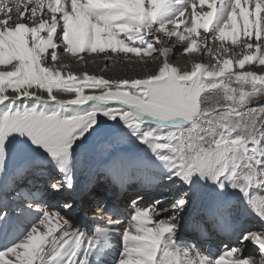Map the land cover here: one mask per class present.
Segmentation results:
<instances>
[{"label":"snow or ice","instance_id":"1","mask_svg":"<svg viewBox=\"0 0 264 264\" xmlns=\"http://www.w3.org/2000/svg\"><path fill=\"white\" fill-rule=\"evenodd\" d=\"M172 38L181 55L212 62L175 66ZM87 54L155 67L127 78L63 71L61 57ZM101 141L100 175L117 195L136 190L127 220L96 199L103 226L90 231L76 226L72 193L82 151ZM30 176L69 195L49 206L19 187ZM212 232L222 248L205 247ZM109 257L264 264V0H0V264Z\"/></svg>","mask_w":264,"mask_h":264},{"label":"bare ground","instance_id":"2","mask_svg":"<svg viewBox=\"0 0 264 264\" xmlns=\"http://www.w3.org/2000/svg\"><path fill=\"white\" fill-rule=\"evenodd\" d=\"M165 46L172 48V52L169 55L170 63H173L175 66H179L182 69L190 70L192 64L196 62H212L211 54L202 55L200 53H193L188 55H181L182 45L180 43H177L175 38H172V40L168 41ZM213 46L218 48L219 42H217ZM236 51H239V49H236ZM135 59L136 58L133 57V60ZM61 63L66 65V67L63 69V71L65 72L71 71L78 75L84 72H88L90 75H103L105 76V78L135 77L136 75L143 74V72L155 67V64L151 60H149L147 64H143L139 61L133 63L132 61L125 60L123 54L115 55L111 61L105 60L103 55L100 54H87L85 55V59L83 61H79L68 56H63L61 57ZM247 67L248 66H246V68ZM250 70L258 69L253 66ZM87 91L88 90L86 89V92ZM104 147L105 145L101 141L96 143L93 148L82 151L77 163V167L75 169L76 192L72 194H78L77 203L79 204V206L75 209V213L77 220L82 222L78 223L77 225L80 227L88 228L90 231H94L96 226H103V224H97L93 222L96 212L95 200L102 199L101 194L109 195L108 199L104 201L106 203H109L110 207H118L119 211L123 213V215L119 218L122 220H127L131 204L129 202H125L136 190L135 188L129 187L127 195H117L116 191L110 186L107 180H105L107 190L104 191L103 187L100 188L103 184L101 183V180L104 181L103 177L100 175V170L102 169L108 156V153L104 151ZM121 150L128 151L129 149L127 147H121ZM57 177L60 178L59 176H56L55 178ZM29 178H31L32 180L21 182L19 187L23 188L26 185H32L31 189L39 190V192L44 196L47 204H49V202L51 201L59 204L63 203L66 197L69 195V193H62L63 195H57L51 193L50 191H46V184L49 178L32 176H30ZM86 187L91 188V192L88 194H85L83 191ZM161 191L167 192V189H161ZM9 203L10 207L14 206V202L11 200V197L9 198ZM167 206L168 205H166L165 207ZM195 215L196 214L193 213V217H195ZM124 216L125 218L123 219ZM193 217H189V223H191ZM106 221L107 217L105 216L104 223H106ZM189 228H187L188 231L184 230V236L182 238L187 239L192 234V229L191 227ZM211 239L213 240L204 241V244L205 247H209L214 250L217 248H222L223 243L227 242L225 236H219L216 234V232L212 233ZM248 252L250 255H254L255 253H257V249L251 245H248ZM107 259L109 261V264H111V257Z\"/></svg>","mask_w":264,"mask_h":264},{"label":"rangeland","instance_id":"3","mask_svg":"<svg viewBox=\"0 0 264 264\" xmlns=\"http://www.w3.org/2000/svg\"><path fill=\"white\" fill-rule=\"evenodd\" d=\"M86 91V90H85ZM121 147H127L128 148V146H126V145H122ZM58 178V177H57ZM56 178V179H57ZM59 179V178H58ZM103 180H101V183H103L102 184V186L100 187V188H102L103 187V190L104 191H106L107 189V185H106V181L104 180L103 182H102ZM46 187H47V184H46ZM101 196H102V199L103 200H107L108 199V197H109V195H104V194H101ZM130 197H132V194H131V196ZM157 198H159V197H157ZM130 200V199H129ZM131 203V202H130ZM167 204H165V206H166ZM202 206V204L201 205H198V207H201ZM190 229V228H189ZM253 230H258V229H253ZM185 231H188L187 230V228L185 229ZM190 231V230H189ZM250 247V246H249ZM249 253V252H248ZM258 255V251H257V253H255L254 254V256H257ZM258 258V257H257Z\"/></svg>","mask_w":264,"mask_h":264}]
</instances>
